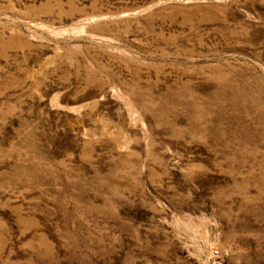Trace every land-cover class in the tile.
Wrapping results in <instances>:
<instances>
[{
    "label": "rangeland",
    "instance_id": "374dc122",
    "mask_svg": "<svg viewBox=\"0 0 264 264\" xmlns=\"http://www.w3.org/2000/svg\"><path fill=\"white\" fill-rule=\"evenodd\" d=\"M0 264H264V0H0Z\"/></svg>",
    "mask_w": 264,
    "mask_h": 264
}]
</instances>
